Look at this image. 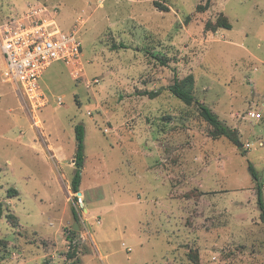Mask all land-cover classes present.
I'll return each instance as SVG.
<instances>
[{
  "label": "rangeland",
  "instance_id": "obj_1",
  "mask_svg": "<svg viewBox=\"0 0 264 264\" xmlns=\"http://www.w3.org/2000/svg\"><path fill=\"white\" fill-rule=\"evenodd\" d=\"M29 8L77 30L82 58L43 73L38 103L0 55V264H264L248 168L264 201V0H0V24ZM221 15L231 30L213 31ZM175 79L238 146L211 138L198 106L169 93Z\"/></svg>",
  "mask_w": 264,
  "mask_h": 264
},
{
  "label": "built area",
  "instance_id": "obj_2",
  "mask_svg": "<svg viewBox=\"0 0 264 264\" xmlns=\"http://www.w3.org/2000/svg\"><path fill=\"white\" fill-rule=\"evenodd\" d=\"M0 55L3 76L18 93L30 101L42 102L40 79L54 63L76 67L82 58L78 31H63L46 10L29 8L0 24ZM251 119H260L249 113Z\"/></svg>",
  "mask_w": 264,
  "mask_h": 264
},
{
  "label": "trees",
  "instance_id": "obj_3",
  "mask_svg": "<svg viewBox=\"0 0 264 264\" xmlns=\"http://www.w3.org/2000/svg\"><path fill=\"white\" fill-rule=\"evenodd\" d=\"M155 7L159 12H168L169 9L167 6L161 4V3H155ZM208 7V2L206 6L201 7L199 6L197 8V11L202 12L205 11ZM206 29H210V24L208 23L206 25ZM216 29H225V30H231L232 26L231 24L226 20V18L221 15L215 24V27L213 28V31ZM161 65L166 66L167 61L161 60ZM168 91L171 95H173L175 98L180 100L182 103H184L187 106H191L192 104H195L198 106V110L200 113V117L211 127L210 136L212 139H218L221 137L228 138L235 144L236 146L239 145L238 139L236 137V133L233 130H229L225 125H223L219 120L218 117L204 104L200 103L198 100H195L192 91L190 89H186V87L178 82L176 79L174 83L169 86ZM153 95V94H152ZM151 95V96H152ZM75 134H76V142H77V150L74 157L75 162V172L71 181V190L73 193L79 192V187L81 184V171L84 166V154H83V141H84V128L82 125H78L75 127ZM249 172L252 176V180L254 181L256 185V192H257V203L260 210V220L262 223H264V201L262 197V185L259 183V175L254 171L252 166H249ZM11 193L15 194V190L11 189L9 190V195H12ZM12 197V196H9ZM73 214L75 218L78 217V214L76 210H73ZM8 219L15 220L13 216H8ZM74 234V233H73ZM72 239V238H70ZM69 250L67 254V258L69 260H73L76 257V250L75 247L72 246V240L69 241ZM73 249V250H72ZM197 263V258H192Z\"/></svg>",
  "mask_w": 264,
  "mask_h": 264
},
{
  "label": "water",
  "instance_id": "obj_4",
  "mask_svg": "<svg viewBox=\"0 0 264 264\" xmlns=\"http://www.w3.org/2000/svg\"><path fill=\"white\" fill-rule=\"evenodd\" d=\"M76 194V196L80 199L81 198V196H82V193L79 191V192H77V193H75ZM75 210H76V212H77V214L78 215H80V213H81V210H80V205H76L75 206ZM78 230V226H77V222H75L74 223V226H73V231H77Z\"/></svg>",
  "mask_w": 264,
  "mask_h": 264
}]
</instances>
